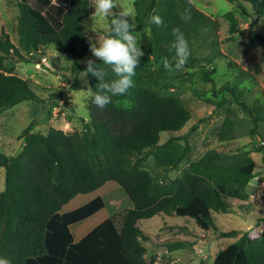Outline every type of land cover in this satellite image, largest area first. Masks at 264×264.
<instances>
[{"label":"trees","instance_id":"obj_1","mask_svg":"<svg viewBox=\"0 0 264 264\" xmlns=\"http://www.w3.org/2000/svg\"><path fill=\"white\" fill-rule=\"evenodd\" d=\"M17 44L5 31L0 33V115L3 110L24 100L41 101L29 82L7 67L6 56L24 59L23 53L36 52L41 46L54 45L71 59V87L78 83V74L86 68L85 56L90 37L82 21L93 14L92 0H16ZM236 1L237 7L250 20L248 37L264 42V36L253 25L264 16V0ZM135 15L130 17L133 33L141 28L149 31V42L155 59L173 57L170 46L171 29L179 26L191 49L188 61H194V43L208 31L215 32L217 22L199 11L188 0H134ZM155 13L164 25L149 21ZM117 7L114 11H120ZM250 10L252 12H250ZM190 14L182 21L181 13ZM231 21L233 19L230 13ZM111 17H108L110 30ZM235 26L234 22L230 24ZM218 56L210 51L202 58L212 64ZM101 68L106 66L92 58ZM87 60V59H86ZM211 71L202 77L211 81ZM90 98L88 118L82 120L80 130L63 131L50 126L46 132L33 130L46 122L52 104L40 119L29 122L20 134L21 146L13 154L0 151V167L4 169V188L0 191V257L10 264H152L145 256L141 240L148 235L134 221L159 214L177 215L194 220L202 230H216L211 211L248 213L254 204L248 200V182L258 167L247 150L226 152L209 149L189 162L186 171L172 179L169 172L177 169L190 151L185 135L181 151L168 152L159 142L160 133L170 138L191 119L190 111L173 95H157L151 87L162 82V75L150 67L147 56L133 77L134 87L124 96L114 97L104 109L92 103L98 79L87 76ZM111 72L109 70V77ZM252 75L239 70L219 90L234 100L252 121L251 135L255 136L264 103L250 98L242 83ZM64 88L50 94L51 99L63 94ZM217 94V92H215ZM219 102L215 107H219ZM193 129V128H192ZM232 121L225 116L220 140H228ZM260 145L254 146L256 151ZM153 157L151 170L145 167ZM264 169V154L262 165ZM107 181H115L130 199L131 206L105 218L80 239L74 240L70 225L94 214L104 206L102 196L96 195L84 204L66 212L62 205L77 194L88 193ZM264 222V213L260 218ZM221 236H236L234 230L219 231ZM174 250L183 242H167ZM213 264H264V226L260 234L242 233L233 242L216 251Z\"/></svg>","mask_w":264,"mask_h":264},{"label":"rangeland","instance_id":"obj_2","mask_svg":"<svg viewBox=\"0 0 264 264\" xmlns=\"http://www.w3.org/2000/svg\"><path fill=\"white\" fill-rule=\"evenodd\" d=\"M133 2L134 0H117L120 9L123 7L134 9ZM191 3L199 11L214 19L217 22V29L215 32H206L203 38L194 43L195 60L187 61L182 71L169 73L162 62L155 59L147 28L138 29L133 33L138 36L139 46L144 53L143 56L149 58L151 69L163 76L162 82L153 85L151 90L159 96L177 97L191 113V119L179 131L174 132L172 138L169 139L170 134L167 132L160 133L159 142L163 150L181 151L185 146L182 135L186 136L190 146L188 155L183 158L177 169L169 172V175L175 177L182 175L190 161L209 149L226 152L247 150L258 166L255 169L256 175L250 180L255 181V184L253 186H249V182L247 184L248 200L254 204V209L248 213L237 209L227 213L212 210L217 229L208 231L200 229L193 219L177 215L159 214L134 221L135 225L149 237L148 240H141V244L146 249V258L153 260L152 264H213L218 249L233 242L242 233L256 236L261 233L264 226V222L260 220L264 213V169L260 167L264 154V115L259 117L256 127L258 134L251 135L252 121L249 115L227 95L223 101L224 93L219 90L220 86L239 70H245L252 75V78L242 83L245 93L250 98L256 97L264 103V42L249 39L248 27L251 18L237 7L236 1L191 0ZM230 13L234 21H231ZM17 14L16 0H0V33L2 30L5 31L14 44H17L18 37ZM92 16L93 14L85 19L91 28L82 25L91 42L96 43L105 37L108 17L100 16L92 20ZM231 22H234V27L230 25ZM253 30L264 36V16L258 17ZM210 51L218 54L212 64L202 59ZM22 53L24 56L22 60L16 59L15 55L13 57L8 55L4 60L7 67L12 66L13 73L29 82L41 101L24 100L2 111L0 151L8 155L13 154L21 146L19 136L25 126L32 120L42 118L51 104L49 119L36 124L33 130L46 132L50 126L63 131L80 130L81 118H88L86 104L91 95L89 81L86 77L88 83L85 84L79 73L77 85L71 87L69 56L54 45L41 46L36 52ZM92 58L95 57L89 47L85 60ZM204 70L212 72L211 81L203 79ZM61 88H64L63 94L51 99L50 94ZM217 102L221 104L219 107H215ZM225 116L232 121V131L228 140H220L219 135ZM256 145L262 146L260 151L255 150ZM153 166L154 159L150 157L145 167L151 170ZM3 188L4 169L0 167V191ZM96 195L103 197L104 206L89 218L70 226L74 240L80 239L98 222L131 206L130 199L120 185L115 181H107L96 190L77 194L61 210L74 209ZM230 230H234L236 236L218 235L219 231ZM176 241L183 242L184 246L169 250L166 243Z\"/></svg>","mask_w":264,"mask_h":264},{"label":"clouds","instance_id":"obj_3","mask_svg":"<svg viewBox=\"0 0 264 264\" xmlns=\"http://www.w3.org/2000/svg\"><path fill=\"white\" fill-rule=\"evenodd\" d=\"M188 3H191V0H188ZM117 7V0H93L92 20L100 16L111 17L108 34L101 41L89 43L92 55L106 68H101L93 59H87L82 61L87 66L79 75L85 84L88 83L86 77L89 73L98 79L97 91L92 93V103L100 109L112 104L114 97L124 96L129 89L134 87L133 77L140 65V58L144 55L138 43V36L133 34L134 25L129 19L135 15L134 9L123 7L118 12L114 11ZM180 18L187 22L190 20V14L181 13ZM149 21L158 27L164 25L161 16L155 13V9L149 16ZM82 24L89 28L92 27L87 20L82 21ZM171 35L173 40L170 51L173 57L171 60L164 57L161 61L169 73L182 71L191 55L189 42L179 26L171 29ZM109 70L111 78H108ZM171 178L175 179V176L171 175ZM254 184L255 181H249V186ZM0 264H10V261L0 257Z\"/></svg>","mask_w":264,"mask_h":264},{"label":"crops","instance_id":"obj_4","mask_svg":"<svg viewBox=\"0 0 264 264\" xmlns=\"http://www.w3.org/2000/svg\"><path fill=\"white\" fill-rule=\"evenodd\" d=\"M100 196H101V195H100ZM102 198H103V197H102ZM69 201H70V200H69ZM69 201H68V202H69ZM68 202H67V203H68ZM65 204H66V203H65ZM65 204H64V205H65ZM64 205L61 206V208H60V212H66V211H69V210H63V211L61 210V209L64 207ZM95 213H96V212H95ZM95 213H94V214H95ZM92 215H93V214H92ZM92 215H90V216H92ZM90 216H89V217H90ZM89 217H87V218H89ZM85 219H86V218H85ZM83 220H84V219H83ZM100 222H101V221H100ZM98 223H99V222H98ZM98 223H97V224H98ZM85 225H86V224H85ZM70 226H71V225H70ZM94 226H95V225H94ZM85 230H86V229H85ZM89 230H90V229H88V231H89ZM88 231H86V233H87ZM86 233H84V235H85ZM73 239H74V238H73ZM75 241H76V240H75Z\"/></svg>","mask_w":264,"mask_h":264}]
</instances>
